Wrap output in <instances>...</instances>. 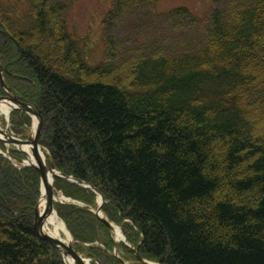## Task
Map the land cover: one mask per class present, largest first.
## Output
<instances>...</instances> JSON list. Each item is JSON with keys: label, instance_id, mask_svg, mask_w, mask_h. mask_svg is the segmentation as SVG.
Returning a JSON list of instances; mask_svg holds the SVG:
<instances>
[{"label": "trees", "instance_id": "1", "mask_svg": "<svg viewBox=\"0 0 264 264\" xmlns=\"http://www.w3.org/2000/svg\"><path fill=\"white\" fill-rule=\"evenodd\" d=\"M33 1L25 30L0 5V64L6 84L42 114L49 163L105 197V215L142 258L264 264V134L249 129L251 120L253 129L264 125V0H232L214 12L202 46L138 52L127 72L88 65L61 5ZM11 123L25 132L31 118L16 110ZM55 185L84 204H56L75 248L101 264H124L89 209L97 194L62 178ZM39 196L37 169H18L0 154V264H66L35 229ZM119 252L141 264L123 243Z\"/></svg>", "mask_w": 264, "mask_h": 264}, {"label": "rangeland", "instance_id": "2", "mask_svg": "<svg viewBox=\"0 0 264 264\" xmlns=\"http://www.w3.org/2000/svg\"><path fill=\"white\" fill-rule=\"evenodd\" d=\"M50 1L61 5V20L88 65L95 67L101 62H110L114 66L118 65L117 67L124 66V71L127 72L126 67H131V61L138 52L191 51L202 46L214 12L217 9L225 10L232 0H142L131 8H125L126 0ZM33 4V0H0V5L15 12V24L21 28L28 24L26 16L30 14L28 17H31ZM10 21L13 25L11 17ZM14 28L18 30L16 26ZM13 113L14 111L9 116ZM252 123L253 120L249 129L256 136L262 137L264 125L253 129L256 127ZM7 124L10 122L6 115L0 113V127L5 129ZM32 126L31 121L24 132L15 128L13 123L10 125L11 132L18 137L32 136ZM1 145L3 143L0 148ZM3 146L6 150L13 147L9 144ZM10 161L18 169L25 168L17 159ZM20 191L26 192L25 188ZM98 205L97 202V207Z\"/></svg>", "mask_w": 264, "mask_h": 264}, {"label": "water", "instance_id": "3", "mask_svg": "<svg viewBox=\"0 0 264 264\" xmlns=\"http://www.w3.org/2000/svg\"><path fill=\"white\" fill-rule=\"evenodd\" d=\"M3 97L0 96V100H2ZM10 100L16 105L14 108H21L24 111L36 115L38 117V125H37V131L33 137H29L28 139H21L17 138L15 136H12L8 133V130H4L3 132L8 137V142L13 143L19 147H23L25 145H31L33 153L35 155V161H24L20 160L22 163H26L27 165H34L41 176L42 184L45 187V192L42 194L39 204L35 210V229L38 233V235L44 239L49 241L54 247L58 248L64 255H70L74 258L77 264H91V259L83 257L81 254H79L73 247L72 244L66 245L63 241L58 239L57 237H54L53 235L46 233L44 231V224L45 219L54 211L53 201H54V181L53 179L51 181H48V173L50 172L54 176H61V174L55 169L49 166L47 163H45L44 159L41 156L40 153V146H39V137L41 134L42 129V116L39 111H37L32 105L21 102L15 95H13ZM73 179V178H69ZM43 195L46 199V207L41 212L40 211V202L43 199ZM102 200L103 197H102ZM96 213L107 223V225L112 228V223H110L107 219H105L101 215V207H98L96 210ZM146 264H154L147 262L145 260H142Z\"/></svg>", "mask_w": 264, "mask_h": 264}, {"label": "bare ground", "instance_id": "4", "mask_svg": "<svg viewBox=\"0 0 264 264\" xmlns=\"http://www.w3.org/2000/svg\"><path fill=\"white\" fill-rule=\"evenodd\" d=\"M12 109V104L9 101H2L0 102V113L4 114V115H8L10 110ZM36 126H37V118L34 117V122H33V126H32V133L34 135L35 130H36ZM2 128V127H0ZM0 137L2 139L7 138L5 134H0ZM4 141V140H3ZM28 155V159H34V153L32 151L31 146H23L22 148ZM43 157H44V153H43ZM52 174L49 172L48 173V181L51 180ZM45 198L42 200V204H41V209L43 210L45 207ZM47 230H49V233H51L53 236L61 239L63 242H65L66 244H69L71 242V237L69 232L67 231L66 227L64 226V224L62 223L61 219L59 218V216L53 212L47 219L46 221V225H45V231L47 232ZM114 230L116 232V234L120 237V230L118 227H114ZM69 263L70 264H76V262L74 261V259L72 257L69 256L68 258Z\"/></svg>", "mask_w": 264, "mask_h": 264}]
</instances>
